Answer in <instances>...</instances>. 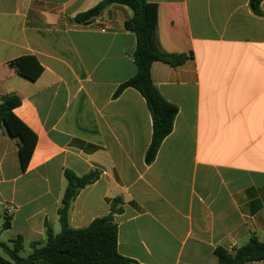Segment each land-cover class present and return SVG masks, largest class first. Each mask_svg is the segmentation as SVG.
<instances>
[{
  "label": "crops",
  "instance_id": "1",
  "mask_svg": "<svg viewBox=\"0 0 264 264\" xmlns=\"http://www.w3.org/2000/svg\"><path fill=\"white\" fill-rule=\"evenodd\" d=\"M103 1L0 0V102L18 95L14 114L37 137L24 171L20 139L0 128V241L44 243L46 224L60 233L66 169L100 174L72 202L70 226L120 200L118 251L137 264H218L217 247L264 241V1L257 16L249 0H147L154 50L191 56L152 65L179 111L150 165L145 99L132 88L114 96L136 73L132 10L75 21ZM24 56L43 67L35 81L9 66Z\"/></svg>",
  "mask_w": 264,
  "mask_h": 264
},
{
  "label": "trees",
  "instance_id": "2",
  "mask_svg": "<svg viewBox=\"0 0 264 264\" xmlns=\"http://www.w3.org/2000/svg\"><path fill=\"white\" fill-rule=\"evenodd\" d=\"M263 1L249 0L250 8L257 16L263 15L261 9ZM113 4L124 5L132 10L133 16L126 22V29L136 36L134 52L136 73L119 86L114 96L117 97L124 90L132 88L145 99L152 117L151 143L145 155V162L150 165L156 159L165 138L172 133L174 120L179 111L175 104L162 96L154 84L152 65L155 62H163L172 67H178L186 63L191 56L184 53H160L154 50L147 0H105L89 11L79 14L75 21L88 24ZM9 66L31 81L37 80L43 71V67L32 56L17 58L11 61ZM21 103V98L13 93L1 99L0 128L5 129L11 137L20 139L19 156L22 169L25 171L34 152L37 137L14 114V110ZM64 177L67 187L58 209L60 233L55 234L46 224V241L31 242L29 244L31 252L27 257L21 256L25 244L21 236L12 240L11 245L0 241V249L7 255V258L0 256V264H137L118 251V226L114 222V215L122 211L120 200L113 201L109 215L96 218L87 227L75 229L69 224L72 202L82 189L99 179V172L92 171L78 176L72 170L66 169ZM10 227L11 219L5 217L2 228L7 230ZM215 254L218 264H248L264 261V241L253 235L243 246L231 251L217 247Z\"/></svg>",
  "mask_w": 264,
  "mask_h": 264
},
{
  "label": "rangeland",
  "instance_id": "3",
  "mask_svg": "<svg viewBox=\"0 0 264 264\" xmlns=\"http://www.w3.org/2000/svg\"><path fill=\"white\" fill-rule=\"evenodd\" d=\"M30 252H31V248L29 247V245L25 244L24 245V250L21 252V256L22 257H27Z\"/></svg>",
  "mask_w": 264,
  "mask_h": 264
}]
</instances>
